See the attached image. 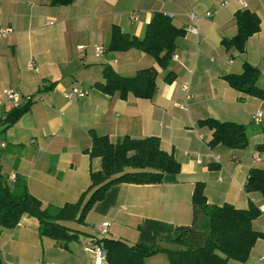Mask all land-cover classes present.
Returning a JSON list of instances; mask_svg holds the SVG:
<instances>
[{"label": "crops", "instance_id": "0c3cea01", "mask_svg": "<svg viewBox=\"0 0 264 264\" xmlns=\"http://www.w3.org/2000/svg\"><path fill=\"white\" fill-rule=\"evenodd\" d=\"M243 1L73 0L55 5L50 0H0V27L12 29L0 37V97L5 88L32 97L29 110L1 134L0 150L5 154L0 167L8 179L20 175L29 192L44 204L76 201L89 185L90 172L101 165L100 156L87 153L91 130L111 141L126 134L154 135L180 166L178 174L161 183L110 186L87 211L81 224L86 230H78L69 241L40 236L38 220L23 215L0 234L3 264H106L104 258L84 250L102 235L172 248L168 241L176 227L192 222L196 182L203 183L207 204L224 202L238 208H247L250 201L256 204L262 213L252 226L264 233L260 221L264 196L243 191L249 169L264 166V152L256 148L263 139L264 98L240 93L223 78L240 73L246 60L259 68L256 82L264 89V0ZM242 8L259 16L260 29L244 41V52L239 53L225 49L220 40L237 33L234 12ZM161 11L185 31L176 38L172 55L177 59L171 55L166 69L136 47L107 48L114 25L142 38L151 15ZM95 46L103 52L97 54ZM109 65L125 76L155 67V93L150 98L128 94L124 99L117 92L103 93L93 85L102 80L101 71ZM166 70L174 73L169 82L164 78ZM70 88L85 89L87 94L67 97ZM12 108L1 105L0 119ZM260 111V121L254 122ZM206 117L243 124L247 145L240 149L210 145L211 129L197 124ZM101 221L109 226L99 234L95 225ZM253 245L245 262L232 261L264 264V239ZM142 262L169 264L164 252Z\"/></svg>", "mask_w": 264, "mask_h": 264}, {"label": "trees", "instance_id": "16d2710c", "mask_svg": "<svg viewBox=\"0 0 264 264\" xmlns=\"http://www.w3.org/2000/svg\"><path fill=\"white\" fill-rule=\"evenodd\" d=\"M73 0H50L55 5L71 3ZM237 33L230 38H222L220 43L225 49L244 52L245 40L259 30L260 19L253 11L242 8L234 12ZM144 29L142 38L124 33L118 26L110 30L111 37L107 48L111 51H126L131 48L151 54L157 65L163 69L171 62L170 56L176 48V38L185 31L172 22L169 16L154 12ZM121 30V31H120ZM242 71L238 74H226L223 78L240 93L264 98V89L257 85L260 70L243 61ZM167 82L173 80L174 73L164 71ZM102 80L96 81L94 87L105 94L118 93L124 99L128 94L139 98H150L156 90L157 72L155 67L136 69L133 75L125 76L115 71L111 65L101 71ZM31 99L20 106L9 110L0 119V135L10 127L16 119L29 110ZM198 125H208L211 129L210 145L222 143L228 148H244L247 145L245 126L235 121H221L208 118L201 119ZM90 157L101 158L99 170L90 172L89 185L78 196L76 201L63 206L44 204L32 195L25 184V179L16 176L8 179L0 167V234L4 228L15 226L23 215L34 216L38 220L40 236L55 240L69 241L78 234L76 228L68 222L82 224L87 211L104 197L110 186L118 183L151 184L161 183L168 176L178 174L179 163L171 153L163 151L160 140L154 135L143 138L127 136L114 141L106 135L92 132ZM263 139L257 150L264 152ZM204 185L196 182L192 190V207L194 215L190 225L178 226L173 237L168 241L173 247L160 244L148 245L144 242L128 243L121 239L98 237L106 253V264H144L145 257L164 252L169 264H231L232 260L245 262L254 242L264 239V233L253 229L252 221L261 215V210L251 201L247 208H238L227 203L221 205L207 204ZM246 193H257L264 196V166L249 169L243 186ZM205 217V229H200V219ZM0 264L2 263L0 257Z\"/></svg>", "mask_w": 264, "mask_h": 264}, {"label": "built area", "instance_id": "2783aa9c", "mask_svg": "<svg viewBox=\"0 0 264 264\" xmlns=\"http://www.w3.org/2000/svg\"><path fill=\"white\" fill-rule=\"evenodd\" d=\"M240 4L245 3L243 0H237ZM226 3V2H224ZM212 12H207L205 13L206 16H209ZM189 16L191 17V19L195 20V17L192 14H189ZM196 25V22L194 21V27ZM192 27L191 29L195 32V28ZM12 29L10 27H0V37L7 35V33L11 32ZM96 52L97 54H101L103 52V48L102 47H96ZM172 58L177 59L176 55H172ZM28 66L33 69L34 68V64L32 62H28L27 63ZM183 87L186 88L185 83H183ZM87 91L85 89H77V88H70V90L66 93V96L69 97L70 95H76L78 97H83V95H86ZM29 99H32L31 94L29 95H22L19 92H17L16 90H13L11 88H5L2 90V95L0 97V106L7 103L13 107L16 106H20V104L29 101ZM261 111L257 112L254 116H253V121L254 122H258L260 121V117H261ZM255 159L258 160L259 156L256 154ZM14 177V175H12V178ZM109 226V223L107 221H101L100 223H97V225H95V229L99 234L102 233H106L107 228ZM102 246L98 243H96L95 241L92 243H89L88 246H86L84 248L85 251H90L92 253H94L96 255V257L98 259H105L106 253L103 250V248H101ZM263 258V257H262ZM36 264H48V262H36Z\"/></svg>", "mask_w": 264, "mask_h": 264}, {"label": "rangeland", "instance_id": "374dc122", "mask_svg": "<svg viewBox=\"0 0 264 264\" xmlns=\"http://www.w3.org/2000/svg\"><path fill=\"white\" fill-rule=\"evenodd\" d=\"M3 139V136L2 135H0V141ZM4 154H5V151L4 150H0V161H1V159L3 158V156H4ZM2 156V157H1ZM262 218L260 219V221L262 222V223H264V215H262L261 216ZM205 217H202L201 219H200V224H199V226H200V229L202 228V229H205ZM259 221V222H260ZM67 225H69L70 227H72V228H76V230H86L85 229V227L83 226V225H81V224H77V223H75V221L74 222H68L67 223ZM252 261H253V263L255 262L253 259H252ZM251 261V262H252ZM232 263H236V262H234V261H231ZM262 263H264V261L262 262Z\"/></svg>", "mask_w": 264, "mask_h": 264}]
</instances>
